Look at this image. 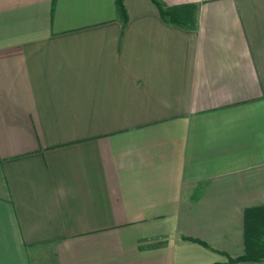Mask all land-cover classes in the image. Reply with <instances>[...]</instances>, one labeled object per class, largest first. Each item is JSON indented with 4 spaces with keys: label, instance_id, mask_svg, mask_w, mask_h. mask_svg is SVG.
Returning <instances> with one entry per match:
<instances>
[{
    "label": "crops",
    "instance_id": "obj_1",
    "mask_svg": "<svg viewBox=\"0 0 264 264\" xmlns=\"http://www.w3.org/2000/svg\"><path fill=\"white\" fill-rule=\"evenodd\" d=\"M0 0V264H227L264 205V0ZM238 264H264L246 261Z\"/></svg>",
    "mask_w": 264,
    "mask_h": 264
},
{
    "label": "trees",
    "instance_id": "obj_2",
    "mask_svg": "<svg viewBox=\"0 0 264 264\" xmlns=\"http://www.w3.org/2000/svg\"><path fill=\"white\" fill-rule=\"evenodd\" d=\"M123 1L116 0V5L125 24L127 16ZM151 2L157 8L160 19L165 23L183 27L192 22L194 14L192 5L167 7L160 0H151ZM243 242L244 255L238 259L229 260L227 264L264 261V205L244 210Z\"/></svg>",
    "mask_w": 264,
    "mask_h": 264
},
{
    "label": "rangeland",
    "instance_id": "obj_3",
    "mask_svg": "<svg viewBox=\"0 0 264 264\" xmlns=\"http://www.w3.org/2000/svg\"><path fill=\"white\" fill-rule=\"evenodd\" d=\"M260 262V261H259Z\"/></svg>",
    "mask_w": 264,
    "mask_h": 264
}]
</instances>
